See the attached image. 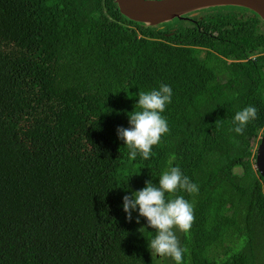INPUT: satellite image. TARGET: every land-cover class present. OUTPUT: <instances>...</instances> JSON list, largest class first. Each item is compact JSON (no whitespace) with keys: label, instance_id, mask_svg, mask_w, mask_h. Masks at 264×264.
<instances>
[{"label":"trees","instance_id":"trees-1","mask_svg":"<svg viewBox=\"0 0 264 264\" xmlns=\"http://www.w3.org/2000/svg\"><path fill=\"white\" fill-rule=\"evenodd\" d=\"M192 15L147 26L114 0H0V264H175L151 255L138 207L123 211L172 167L199 189L175 194L195 217L175 230L182 264H264V21L239 6ZM162 84L169 132L129 159L116 129ZM248 106L258 118L230 131Z\"/></svg>","mask_w":264,"mask_h":264},{"label":"clouds","instance_id":"clouds-1","mask_svg":"<svg viewBox=\"0 0 264 264\" xmlns=\"http://www.w3.org/2000/svg\"><path fill=\"white\" fill-rule=\"evenodd\" d=\"M172 95V88L167 84H162L159 90L139 93L137 104L141 111L133 112L129 116L128 128L116 129L118 139L123 140L130 150L129 159L134 160L137 153L143 159H149L152 146L158 144L161 137L169 132L168 124L161 113L171 103ZM257 118V108L245 107L235 114V127L230 131L242 135L246 126ZM180 190L197 193L199 189L178 167H172L159 178L158 184H153L151 180L146 181L141 190L123 197L126 220L133 219L132 212L138 207L136 223L140 222V217H144L148 227L156 231L155 238L148 244L151 255L161 259L171 258L175 264H182L185 251L180 246L175 230L188 233L195 219L193 205L183 196L175 195ZM166 194H173L174 198L166 199Z\"/></svg>","mask_w":264,"mask_h":264},{"label":"water","instance_id":"water-1","mask_svg":"<svg viewBox=\"0 0 264 264\" xmlns=\"http://www.w3.org/2000/svg\"><path fill=\"white\" fill-rule=\"evenodd\" d=\"M122 15L147 26L183 18L197 10L216 6H239L264 21V0H114ZM255 168L264 179V128L255 151Z\"/></svg>","mask_w":264,"mask_h":264},{"label":"rangeland","instance_id":"rangeland-1","mask_svg":"<svg viewBox=\"0 0 264 264\" xmlns=\"http://www.w3.org/2000/svg\"><path fill=\"white\" fill-rule=\"evenodd\" d=\"M226 8H229V7H226ZM206 9H207V8H204V9H202V10H197V11L193 12V15H192V16L201 17V15L206 11ZM223 9H224V8H223ZM232 9H234V10H239L240 12H244V11H245V9H242V8H232ZM187 16H188V14H187ZM109 24H110V23H108V25H109ZM260 135H261V132H260L259 135L256 137V139L252 141V146H253L254 152L256 151L257 145H258V143H259V137H260ZM227 246H229V243H225V244H223L222 246H220L219 248L216 249V252H217V253H223L224 250H225V248H226Z\"/></svg>","mask_w":264,"mask_h":264}]
</instances>
